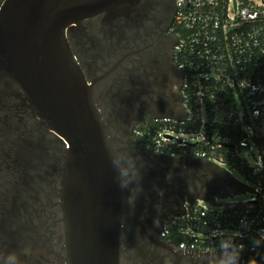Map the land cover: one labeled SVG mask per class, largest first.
Returning <instances> with one entry per match:
<instances>
[{
    "label": "flooded vegetation",
    "instance_id": "obj_1",
    "mask_svg": "<svg viewBox=\"0 0 264 264\" xmlns=\"http://www.w3.org/2000/svg\"><path fill=\"white\" fill-rule=\"evenodd\" d=\"M66 40L123 177L120 264H264L244 251L181 250L165 234L187 203L226 184L202 159L143 144L146 127L178 117L182 108L174 0H121L68 27ZM68 148L0 72V264H68L62 201Z\"/></svg>",
    "mask_w": 264,
    "mask_h": 264
},
{
    "label": "built area",
    "instance_id": "obj_2",
    "mask_svg": "<svg viewBox=\"0 0 264 264\" xmlns=\"http://www.w3.org/2000/svg\"><path fill=\"white\" fill-rule=\"evenodd\" d=\"M174 6L182 113L154 122L160 128L149 147L202 159L226 184L209 200L187 203L165 234L174 232L188 252L238 250L264 261V0H174ZM247 188L246 201L219 199Z\"/></svg>",
    "mask_w": 264,
    "mask_h": 264
},
{
    "label": "water",
    "instance_id": "obj_3",
    "mask_svg": "<svg viewBox=\"0 0 264 264\" xmlns=\"http://www.w3.org/2000/svg\"><path fill=\"white\" fill-rule=\"evenodd\" d=\"M119 1L7 0L0 13L1 76L69 146L62 181L68 264H120L123 177L92 87L66 40L68 27Z\"/></svg>",
    "mask_w": 264,
    "mask_h": 264
},
{
    "label": "rangeland",
    "instance_id": "obj_4",
    "mask_svg": "<svg viewBox=\"0 0 264 264\" xmlns=\"http://www.w3.org/2000/svg\"><path fill=\"white\" fill-rule=\"evenodd\" d=\"M174 115L180 117L181 116V110H178L174 113ZM173 115V116H174ZM177 118V117H176ZM250 161H252L250 159ZM234 177L241 182L242 184H244L245 186L251 188V184L248 182L247 178L245 176H243L242 174L238 173L237 171L234 172ZM249 188H247L245 191L242 192H238L236 194H234L233 196L228 195L227 198H219L221 201H228V200H234V201H246L250 198L251 196V191L249 190ZM231 191V190H230ZM207 206L209 208H211L212 206L209 205L208 203H206Z\"/></svg>",
    "mask_w": 264,
    "mask_h": 264
},
{
    "label": "trees",
    "instance_id": "obj_5",
    "mask_svg": "<svg viewBox=\"0 0 264 264\" xmlns=\"http://www.w3.org/2000/svg\"><path fill=\"white\" fill-rule=\"evenodd\" d=\"M158 126H159V124L154 123V124H152L151 128H149V127L145 128V130H144V141H143L144 146L145 145H148V146L152 145V135L154 134V131H156L157 129L160 128ZM218 131H220L221 133H225L226 131H228V134H230V136L233 138H235V136H236V134L233 133L230 130V128L227 129V127H224V126H222V127L220 126L218 128ZM171 236H172V239H176L178 244H179V242L181 241V238L175 236L174 232H172Z\"/></svg>",
    "mask_w": 264,
    "mask_h": 264
}]
</instances>
